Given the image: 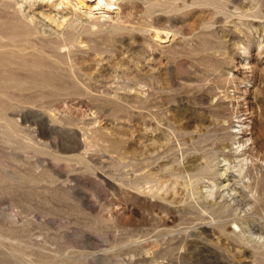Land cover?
Wrapping results in <instances>:
<instances>
[{
	"label": "rangeland",
	"instance_id": "rangeland-1",
	"mask_svg": "<svg viewBox=\"0 0 264 264\" xmlns=\"http://www.w3.org/2000/svg\"><path fill=\"white\" fill-rule=\"evenodd\" d=\"M48 1L0 0L58 87L0 91V264H264V0Z\"/></svg>",
	"mask_w": 264,
	"mask_h": 264
},
{
	"label": "bare ground",
	"instance_id": "bare-ground-1",
	"mask_svg": "<svg viewBox=\"0 0 264 264\" xmlns=\"http://www.w3.org/2000/svg\"><path fill=\"white\" fill-rule=\"evenodd\" d=\"M14 1V9H16L17 11H21L22 9V4L24 2H27L28 4L32 3V0H13ZM44 1H48V0H44ZM66 2L64 0H59V2ZM178 0H157L155 2H151L150 0H144V3L147 5L146 6V9L152 13L154 12V10H156V8H160V10L162 11H169V10H174L176 8H178L180 5H177L176 2ZM198 1H203L205 3H211L213 4L216 8L218 9H223L222 8V4L217 2V0H198ZM9 2V1H8ZM49 2V1H48ZM57 2V4L59 3ZM117 0H95V4H94V7L95 8H98L100 10V13H107L111 10L112 7H114V4H116ZM182 2V5H186L188 1L186 0H181ZM48 4V3H47ZM51 4V3H50ZM56 4V5H57ZM67 5V4H66ZM72 5V8L70 7V9H72V12L74 13H77L75 12V10H80V7L81 6H84V2L83 0H80L79 2H74L71 4ZM51 6H55L54 4H52ZM55 8V7H54ZM57 8H58V5H57ZM15 10V11H16ZM225 10V9H224ZM244 12H242L241 14L243 15ZM78 16H80L78 14ZM79 17L75 16L74 18V21L75 23H78L77 19ZM82 18V17H81ZM20 19V18H19ZM30 21L33 20L32 17L28 18ZM62 20V19H61ZM57 21L56 19H53L52 17H48V21L49 22H52L56 25V31L58 30L57 28L61 25L62 21ZM0 21H2L1 25H0V91L1 92H4L8 89V87H11V86H14V89L15 87H19L23 84H25V81L26 80H21V79H17L16 78V71L12 68H9V66L13 65V64H17L19 65V67H21L22 69H25V70H28L31 72V80L32 82L34 83H37V84H40L42 86H48V87H53L55 89H58V87L52 82V79L50 78V76L47 74V72H45V68L43 69L42 66H44L46 63H43L44 61L42 60V58L40 57V55H34V56H31V58H25L24 56H16L15 55V51L13 50H6V48H8L9 46H13L15 48H18V50L24 48L25 50V47L28 45L27 43H31V44H34L32 42V40L28 37H26V34H28L29 30H27L26 28H21L20 25L18 24V19L16 16H11V17H7V15H2L0 13ZM94 24V23H93ZM97 25V24H95ZM152 25V24H151ZM90 27V28H89ZM85 28H89L91 29V26H87ZM145 28V27H144ZM152 29V28H151ZM154 29V28H153ZM92 30V29H91ZM59 32V31H58ZM24 34V37H20V35H23ZM33 34V33H32ZM155 37H157V30L155 29ZM16 36H19L18 38H15ZM2 38H7L9 39V42L2 40ZM61 38V37H60ZM27 45H26V44ZM63 44L67 51L69 50V47L71 45H73L74 43V39H62L61 42H56V44ZM29 46H32V45H29ZM35 46V45H34ZM12 47V48H13ZM11 49V48H9ZM65 49V50H66ZM71 51V50H70ZM18 53V52H16ZM45 59V58H44ZM52 67V66H51ZM62 70V69H61ZM16 78V79H15ZM11 83H10V81ZM7 81H9L10 85H7ZM63 88V87H61ZM19 89H22L21 87ZM5 93V92H4ZM6 95V94H5ZM12 96V95H11ZM3 102V101H2ZM1 102V104H2ZM4 103V102H3ZM0 104V118L3 116L2 115V110L5 108L4 104L1 105ZM8 110V109H7ZM5 111V110H4ZM6 112V111H5ZM5 115V114H4ZM5 118V117H4ZM185 126V125H184ZM186 129V128H184ZM241 146V144H240ZM238 146V147H240ZM212 156V155H211ZM160 157V156H159ZM209 158V157H208ZM199 159V158H198ZM224 159V158H223ZM237 160V159H236ZM245 160L246 158H243V159H239L236 163H235V166H236V173H238L239 175H241V171H243V166L245 164ZM224 161V160H223ZM225 162V161H224ZM214 166V163L211 162V160H207L205 161L202 166L200 167L201 171L199 172H196V174H192V175H189L187 176L186 179H188L190 176L192 178V176H198V175H202V174H207V175H210L212 177H215L216 175H218V177L224 175L225 176V170H228L226 169L228 166L225 167V169H223V171H218L216 168L213 167ZM192 167V166H191ZM195 167V166H194ZM189 168V167H188ZM230 168V167H229ZM234 168V167H233ZM185 169V168H184ZM192 170V169H191ZM190 170V172H191ZM195 170V169H193ZM230 170V169H229ZM185 171V170H184ZM194 172V171H193ZM244 172V171H243ZM186 173V172H184ZM195 173V172H194ZM174 174V173H173ZM179 174V172H178ZM183 174V173H182ZM187 174V173H186ZM227 174V173H226ZM150 175V174H149ZM167 177L169 178V174L167 175ZM181 177V176H180ZM154 178V177H153ZM203 178V176H202ZM235 178V177H234ZM136 180V179H135ZM151 178L149 177H146L144 179L145 182H148L150 181ZM159 180V179H158ZM164 180V179H163ZM161 180V182L163 181ZM210 181V180H209ZM152 182V181H151ZM212 182V180H211ZM135 183V182H134ZM138 183V181H137ZM140 183V182H139ZM187 183V182H186ZM188 183H192L190 181V179H188ZM218 183V182H217ZM160 184V182H159ZM162 184V183H161ZM210 184V182H209ZM212 184V183H211ZM210 184V185H211ZM216 184V183H215ZM214 184V185H215ZM233 184V183H232ZM235 184V183H234ZM140 185V184H139ZM147 185V184H146ZM152 185V184H151ZM190 185V184H189ZM188 185V186H189ZM193 184H191L192 186ZM154 186H158V185H154ZM231 187V185L229 183H226V184H220L218 186V190L220 187H222L221 189L222 190H225V192H227L228 188L227 187ZM247 186V185H245ZM211 187L212 185L210 186L209 188V191H208V194L212 195L213 196V193H215L214 189L211 190ZM151 188V187H150ZM157 188V187H156ZM227 188V189H226ZM234 192H236L237 188L235 186H233L230 190H234ZM152 190V189H151ZM150 190V191H151ZM223 192V191H222ZM218 193V191H217ZM228 193V192H227ZM240 193V192H239ZM154 194V193H153ZM221 194V193H220ZM219 194V195H220ZM210 195V196H211ZM231 196V195H230ZM220 198L221 200L218 201L216 199H214L213 201H209L207 203H203V204H200V206L206 210L209 215L213 218V217H223L225 215H228L230 213V210L232 209V206L230 205V203H228L223 194L220 195ZM235 198L236 197H232L233 201H235ZM237 202V200H236ZM235 203V202H234ZM239 203V202H238ZM249 203V202H248ZM247 204V203H246ZM198 207V206H197ZM201 207H198L199 209ZM196 208V209H198ZM201 210V209H200ZM206 212V213H207ZM207 213V214H208ZM226 217V216H225ZM248 221V220H247ZM249 223V222H248ZM251 232V231H250ZM260 235V234H259ZM264 236V234L262 235V237Z\"/></svg>",
	"mask_w": 264,
	"mask_h": 264
}]
</instances>
